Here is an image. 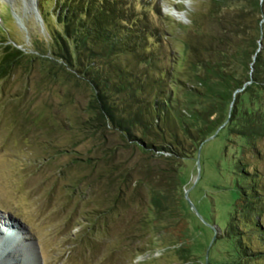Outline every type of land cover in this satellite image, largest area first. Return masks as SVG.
<instances>
[{"label":"trees","instance_id":"trees-1","mask_svg":"<svg viewBox=\"0 0 264 264\" xmlns=\"http://www.w3.org/2000/svg\"><path fill=\"white\" fill-rule=\"evenodd\" d=\"M199 2L183 25L137 0H37L50 37L44 52L89 90L90 129L118 131L155 158L140 172L149 199L141 229L149 248L179 243L171 251L178 264L193 259L179 204L182 163L228 119L230 133L248 146L231 161L227 264H264V176L247 156L260 160L264 143V0ZM26 58L36 56L4 40L0 80Z\"/></svg>","mask_w":264,"mask_h":264},{"label":"rangeland","instance_id":"rangeland-1","mask_svg":"<svg viewBox=\"0 0 264 264\" xmlns=\"http://www.w3.org/2000/svg\"><path fill=\"white\" fill-rule=\"evenodd\" d=\"M137 1L158 4L183 25L200 5L199 0ZM27 5L26 0H0V46L7 40L36 56L0 80V264L32 259L37 264H178L171 251L179 243L156 242L149 248L141 229L149 199L139 184L140 172L155 158L125 144L118 131L88 127L89 90L50 63L44 52L50 37L37 0L33 10ZM176 33L183 36L178 25ZM227 124L228 119L180 169L179 204L190 264L228 263L224 233L237 177L231 161L248 145ZM259 148L260 160L247 156L264 176V143ZM3 221L22 228L32 253L16 247L1 257L14 246L7 245L5 234H11L2 229Z\"/></svg>","mask_w":264,"mask_h":264},{"label":"bare ground","instance_id":"bare-ground-1","mask_svg":"<svg viewBox=\"0 0 264 264\" xmlns=\"http://www.w3.org/2000/svg\"><path fill=\"white\" fill-rule=\"evenodd\" d=\"M28 8L30 7L31 10L34 9L35 6V0H26ZM0 218H3V216L0 215ZM7 219V218H6ZM3 227L4 232H10L11 235L5 234L7 236V245L8 244H14V246H8L2 253L1 257H7L12 251L15 250L16 247H26L30 253L33 252V245L30 243L29 238L23 233V230L21 227H19L17 224L9 223L7 221H3ZM1 231V230H0ZM4 235V234H3ZM23 235V236H22ZM34 254V253H33ZM32 258V254L30 255ZM34 257V256H33ZM11 264V263H8ZM26 264V263H24ZM30 264H37L35 260L32 259V263Z\"/></svg>","mask_w":264,"mask_h":264},{"label":"water","instance_id":"water-1","mask_svg":"<svg viewBox=\"0 0 264 264\" xmlns=\"http://www.w3.org/2000/svg\"><path fill=\"white\" fill-rule=\"evenodd\" d=\"M260 47H261V44H260ZM197 164H198V168H199V161H198V159H197ZM186 198H187V200H188L189 204H190L191 206H193V204L191 203V201L188 199V197H187V196H186Z\"/></svg>","mask_w":264,"mask_h":264}]
</instances>
